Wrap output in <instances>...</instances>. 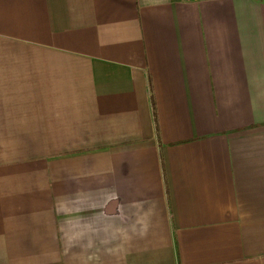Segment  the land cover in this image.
<instances>
[{
	"label": "crops",
	"instance_id": "0c3cea01",
	"mask_svg": "<svg viewBox=\"0 0 264 264\" xmlns=\"http://www.w3.org/2000/svg\"><path fill=\"white\" fill-rule=\"evenodd\" d=\"M0 264H264V0H0Z\"/></svg>",
	"mask_w": 264,
	"mask_h": 264
}]
</instances>
